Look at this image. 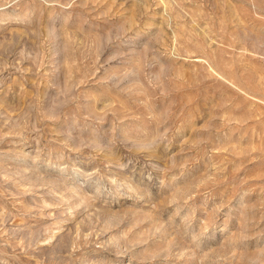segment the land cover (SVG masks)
<instances>
[{
  "label": "rangeland",
  "instance_id": "374dc122",
  "mask_svg": "<svg viewBox=\"0 0 264 264\" xmlns=\"http://www.w3.org/2000/svg\"><path fill=\"white\" fill-rule=\"evenodd\" d=\"M0 264H264V0H0Z\"/></svg>",
  "mask_w": 264,
  "mask_h": 264
}]
</instances>
